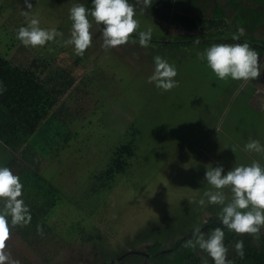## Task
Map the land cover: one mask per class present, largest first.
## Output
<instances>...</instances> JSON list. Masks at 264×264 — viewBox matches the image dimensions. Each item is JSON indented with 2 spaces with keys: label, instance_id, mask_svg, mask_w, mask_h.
Listing matches in <instances>:
<instances>
[{
  "label": "rangeland",
  "instance_id": "1",
  "mask_svg": "<svg viewBox=\"0 0 264 264\" xmlns=\"http://www.w3.org/2000/svg\"><path fill=\"white\" fill-rule=\"evenodd\" d=\"M36 1L37 6L34 4L29 11L39 16L41 26L59 28L65 22L67 39L71 27L68 9L76 0ZM79 2L88 7L87 0ZM2 3L8 6L6 11L0 8V26L6 22L16 26L24 4L20 0H0ZM135 9L139 30L151 27L152 36L165 37L181 33L172 26L170 32L163 30L164 23L157 24L153 16ZM259 9L262 22L255 30L244 28V35L264 41V8ZM239 26L234 22L226 33L232 36ZM90 31L92 44L84 51L88 56L85 62L92 63L91 75L100 74L91 78L84 67L74 66L81 55H76L71 45L70 51L58 56L56 68L70 69L75 78L74 86L61 102L75 114L73 127L85 135L93 133L92 141L78 143L79 147L72 143L61 153L60 161L49 162L39 155L40 173L55 175V185L63 187V193L76 202L88 185V162L92 166L99 164V169L105 166L107 153L128 140L119 133L136 117L134 126L140 133L132 167L128 175L116 177L110 192L98 195L95 203L101 206L94 215L85 217V212L77 211L73 205L62 204L55 211L51 224L60 232L72 221L85 218L83 226L90 229L86 238L56 232L58 237L53 234L48 239L24 240L10 226L4 251L19 264H138L136 260H113L124 251L157 242L169 249L197 225L184 230L189 221L204 211L218 214L219 205L201 206L196 202L211 188L203 181L206 164L222 163L225 171L253 160L264 164V153L244 150L250 137L264 144V72L255 80H220L197 55L209 44L165 48L150 43L142 47L130 37L127 43L106 50L101 47L102 37L95 22ZM157 54L177 69L175 79L179 83L171 90L163 91L148 81L153 56ZM29 57L34 54L22 44L13 49L9 59L28 65ZM87 205L95 209L93 202ZM98 230L101 235L93 236L92 231ZM259 235L264 236V227L254 234L256 241ZM202 256L203 263L212 262L207 253L202 252ZM227 256L230 258V246Z\"/></svg>",
  "mask_w": 264,
  "mask_h": 264
},
{
  "label": "trees",
  "instance_id": "2",
  "mask_svg": "<svg viewBox=\"0 0 264 264\" xmlns=\"http://www.w3.org/2000/svg\"><path fill=\"white\" fill-rule=\"evenodd\" d=\"M20 1L24 4L23 0ZM87 1L88 7H91L90 0ZM129 2L135 8H144L143 4L137 3V0H129ZM32 3L37 6L36 0H32ZM7 6L6 3H2L0 8L5 10ZM13 6L15 8L16 5ZM153 7V13L149 15L155 18L157 24L159 19L163 21L162 17L166 16L171 24L176 28H182L183 31L180 34L173 33L175 35L172 34V37H158L156 34L152 36L150 43L162 44L167 48L168 46L207 45L219 41L235 42L226 33L223 9L225 7L219 4L208 6L204 3L197 5L196 0H154ZM259 8H264V0H253V3L248 0L244 2L231 0L232 22L230 26L236 22L248 30L257 29L262 22ZM144 12L148 11L144 9ZM210 17L219 18L212 21ZM25 23V16L22 15L16 26H12L8 22L0 26V82L4 87V90L0 92V164L8 166L19 175L23 184V199L29 205L31 212L29 224L12 227L16 233L22 235L24 240L48 239L53 234L57 236L56 232H59L61 236L68 234L72 238L77 237L78 234L83 239L89 236L87 231H90L88 227L83 226L85 218L72 221L65 231L60 232L56 230L57 227H52L51 224L55 211L62 204L73 205L77 211L85 212V217L92 216L100 210L101 204L97 206L95 203L98 195L105 191L110 192L115 185L116 177L126 176L130 172L132 158L136 153V137L140 133V130L134 126L137 118L135 117L119 133L121 136H127L128 140L114 146L107 153L108 159L105 166L99 169V164L92 166V163L88 162L89 171L85 170L88 185L87 187L85 185L79 199L72 202V199L63 193V187L55 185V175L40 173L38 161L39 155L48 159L49 162L60 161L61 153L72 143L79 147L78 143L84 145L87 144V141H92L93 133L85 135L73 127V121L76 119L75 114L72 110L68 111L66 105L61 102V98L75 84V78L69 72L70 69L67 70L62 66L56 68L58 56L64 51H70L68 45L65 46L61 42L66 39L65 33L68 34V25L64 22L63 26L58 28L63 33V37H58L57 40L48 42L45 46L37 48L29 46L34 57H29L31 63L26 65L18 60L11 61L9 59L13 49L22 45L15 38V32L20 25ZM210 23L217 24L220 31L216 33L209 31ZM165 29L170 32L167 28ZM251 34L253 35V31ZM134 36L135 34H131L130 37ZM196 40H199L200 43H193ZM241 40H247L258 52H264L263 40L254 36L248 38L245 35L241 37ZM86 57H88L86 52L82 56H78L74 61V66H82L85 71L87 70L86 74L96 77L100 73L91 75L92 63L87 64ZM102 109L105 110V106H102ZM78 151L80 152L81 149L78 148ZM84 167H86L85 164ZM89 201L94 203V210H91L87 205ZM38 225L39 231L37 230ZM92 235L98 237L101 234L98 230L97 232L92 231ZM189 237L190 235H186L184 240ZM237 239L242 240L237 233L225 229L224 242L227 248L233 246ZM258 239L259 241L255 240L254 234L246 235L243 241L244 255L241 257L236 255V251L233 252L230 256L232 264H264V237L261 238L259 235ZM184 240L183 238L176 240L170 247L172 249L169 250H165L159 242L153 244L150 250V262L153 264H205L201 257L202 250L184 247ZM135 260L136 263L142 264V257L138 253L127 254L124 259L128 262Z\"/></svg>",
  "mask_w": 264,
  "mask_h": 264
},
{
  "label": "clouds",
  "instance_id": "3",
  "mask_svg": "<svg viewBox=\"0 0 264 264\" xmlns=\"http://www.w3.org/2000/svg\"><path fill=\"white\" fill-rule=\"evenodd\" d=\"M23 3L21 14L25 16L26 23L20 25L15 32V38L20 43L26 47L45 46L48 42L63 37L58 28L41 26L39 16L29 11L33 7L32 0H23ZM137 3L147 6L150 0H137ZM90 4L91 7H86L76 0L68 9L70 35L61 42L65 46L71 45L76 55L82 56L91 46L93 33L90 29L93 22L98 26L102 37L101 47L106 50L127 43L133 33V39L140 46L150 45L152 28L139 30L136 9L129 0H90ZM244 34V27L239 26L231 36L234 43L212 42L197 53L218 79L255 80L264 72V59L261 58L264 52H258L247 40H241ZM193 43L199 44L200 41ZM153 65L148 81L154 83L156 88L168 91L178 85L175 65L158 54L153 56ZM3 90L0 82V92ZM231 148L235 151L234 147ZM244 150L264 153V144L259 139L250 137L244 144ZM205 169L203 181L211 188L205 190L196 202L201 206L219 205L218 224L207 232L202 230L203 225L193 226L191 235L183 241V246L207 253L212 264H232L224 242L225 229L237 234H255L264 227V164L253 160L225 171L222 163L213 166L210 162L205 165ZM22 190L19 175L8 166L0 164V264H19L4 248L10 226H23L31 221L29 205L24 202ZM37 230H40L39 225ZM233 248L236 255H244L243 240L237 239Z\"/></svg>",
  "mask_w": 264,
  "mask_h": 264
},
{
  "label": "flooded vegetation",
  "instance_id": "4",
  "mask_svg": "<svg viewBox=\"0 0 264 264\" xmlns=\"http://www.w3.org/2000/svg\"><path fill=\"white\" fill-rule=\"evenodd\" d=\"M197 217H195L194 220L189 221V223L184 226L185 227L184 230L190 229V227H192L193 224H197V225H203L202 230L207 232V231L211 230L212 228L216 227L218 224L217 215H214L213 213H209L208 211H204L203 213H201L200 217H198V219H197ZM205 221H206V223H205ZM197 222H199V223H197ZM245 234L247 236H251V234H249V233H245ZM245 234L244 233L238 234V237L242 238V240L244 241V239L246 238ZM186 235L187 236L191 235V231L189 233L183 235L181 237V239L183 238V240H184ZM261 238H262V236H261ZM147 247L152 248V245H149V246L147 245L146 247H138V249H135V250H128L127 253L125 252L126 254L125 253L121 254V256L116 260L117 262H115L113 260V263L124 262V259L127 257V254L138 253L142 257V261H141L142 264H149V263L153 264L149 260L151 258V253H150L151 248L148 249ZM169 249H172V248H169ZM169 249H165V250H169ZM144 250H148V251H144ZM202 252L203 251H201V257L203 258ZM233 252H235V249L233 248V246H230V256ZM208 264H212V262H209Z\"/></svg>",
  "mask_w": 264,
  "mask_h": 264
},
{
  "label": "crops",
  "instance_id": "5",
  "mask_svg": "<svg viewBox=\"0 0 264 264\" xmlns=\"http://www.w3.org/2000/svg\"><path fill=\"white\" fill-rule=\"evenodd\" d=\"M153 3H154V0H152L151 2H150V5H147V6H144L143 5V7H144V9L146 10V11H148L147 12V14L149 15L150 13H153ZM201 3H204V4H207L208 6H212V5H215V4H219L220 6H222V7H225V8H223L224 9V11H225V15H224V18H225V21H226V23H225V27L224 28H226L227 27V31L229 30V27H230V24H231V0H196V4L197 5H200ZM251 3H253V0H251ZM138 8H140V7H138ZM141 9V8H140ZM150 9V10H149ZM210 10H212V9H210ZM212 13H213V11H212ZM222 13V12H221ZM220 17V16H219ZM218 17V18H219ZM218 18H216V19H218ZM162 19H163V21H161L160 19H159V21H161L160 23L162 24V23H164L163 24V26L161 27L163 30L165 29V28H167L168 30L169 29H171L170 28V26H172V27H174L175 29H180L181 30V32L183 31V29L182 28H179V27H175L173 24H171V22H170V20L165 16L164 18L162 17ZM212 19V21H216V19H214L213 17H210V20ZM210 27H208V30L209 31H212V32H217V31H220V29H219V27H218V25L217 24H212V23H210ZM139 27H140V25H139ZM166 30V29H165ZM168 32V31H167ZM178 34H180V33H178ZM159 37H163V36H161V35H159V34H157Z\"/></svg>",
  "mask_w": 264,
  "mask_h": 264
},
{
  "label": "water",
  "instance_id": "6",
  "mask_svg": "<svg viewBox=\"0 0 264 264\" xmlns=\"http://www.w3.org/2000/svg\"><path fill=\"white\" fill-rule=\"evenodd\" d=\"M149 246V245H148ZM148 249L151 248V247H147ZM123 259V258H122Z\"/></svg>",
  "mask_w": 264,
  "mask_h": 264
}]
</instances>
